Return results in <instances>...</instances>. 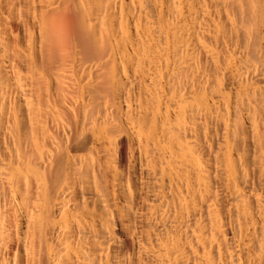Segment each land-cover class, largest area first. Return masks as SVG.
Returning <instances> with one entry per match:
<instances>
[{"label": "bare ground", "instance_id": "obj_1", "mask_svg": "<svg viewBox=\"0 0 264 264\" xmlns=\"http://www.w3.org/2000/svg\"><path fill=\"white\" fill-rule=\"evenodd\" d=\"M0 264H264V0H0Z\"/></svg>", "mask_w": 264, "mask_h": 264}]
</instances>
